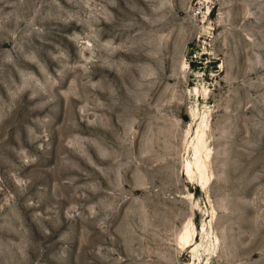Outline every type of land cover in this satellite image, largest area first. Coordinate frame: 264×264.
<instances>
[{"label": "rangeland", "instance_id": "374dc122", "mask_svg": "<svg viewBox=\"0 0 264 264\" xmlns=\"http://www.w3.org/2000/svg\"><path fill=\"white\" fill-rule=\"evenodd\" d=\"M0 264H264V0H0Z\"/></svg>", "mask_w": 264, "mask_h": 264}, {"label": "bare ground", "instance_id": "6f19581e", "mask_svg": "<svg viewBox=\"0 0 264 264\" xmlns=\"http://www.w3.org/2000/svg\"><path fill=\"white\" fill-rule=\"evenodd\" d=\"M204 136V134H202L201 135V137H203ZM203 140V139H202ZM201 142V141H200ZM199 143V142H198ZM202 143V142H201ZM200 145H202V144H200ZM203 147V146H202ZM203 172V166H202V164H201V159L200 158H197L196 159V161H195V168H194V172L190 169V168H188L187 169V176H189V177H192V174L193 173H198V174H200V173H202Z\"/></svg>", "mask_w": 264, "mask_h": 264}]
</instances>
